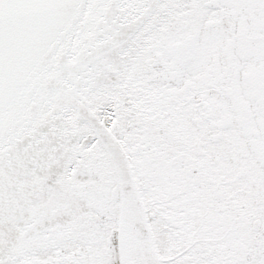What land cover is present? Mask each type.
<instances>
[{"label":"snow or ice","instance_id":"snow-or-ice-1","mask_svg":"<svg viewBox=\"0 0 264 264\" xmlns=\"http://www.w3.org/2000/svg\"><path fill=\"white\" fill-rule=\"evenodd\" d=\"M0 264H264V0H0Z\"/></svg>","mask_w":264,"mask_h":264}]
</instances>
